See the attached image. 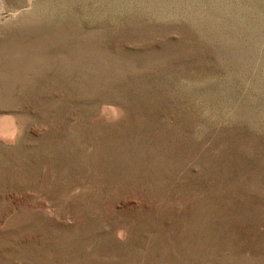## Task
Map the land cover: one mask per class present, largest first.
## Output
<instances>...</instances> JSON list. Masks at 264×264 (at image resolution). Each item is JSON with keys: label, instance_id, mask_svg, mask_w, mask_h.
<instances>
[{"label": "rangeland", "instance_id": "rangeland-1", "mask_svg": "<svg viewBox=\"0 0 264 264\" xmlns=\"http://www.w3.org/2000/svg\"><path fill=\"white\" fill-rule=\"evenodd\" d=\"M0 264H264V0H0Z\"/></svg>", "mask_w": 264, "mask_h": 264}]
</instances>
